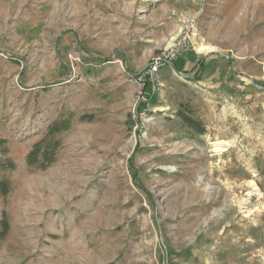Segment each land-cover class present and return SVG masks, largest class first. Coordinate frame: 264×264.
Instances as JSON below:
<instances>
[{"label":"rangeland","instance_id":"rangeland-1","mask_svg":"<svg viewBox=\"0 0 264 264\" xmlns=\"http://www.w3.org/2000/svg\"><path fill=\"white\" fill-rule=\"evenodd\" d=\"M183 19L191 62L142 91ZM6 161L0 264H264V0H0Z\"/></svg>","mask_w":264,"mask_h":264},{"label":"trees","instance_id":"trees-1","mask_svg":"<svg viewBox=\"0 0 264 264\" xmlns=\"http://www.w3.org/2000/svg\"><path fill=\"white\" fill-rule=\"evenodd\" d=\"M148 81L142 84V91L148 87ZM177 115L184 121L185 125L194 129L199 134L202 133L199 124L194 120L187 117L183 111L179 110ZM68 119L54 120L47 128L46 134L42 140L33 145L32 149L26 156V166L28 169L43 170L50 165L55 156V152L59 147V140L54 138L55 134H58L68 128ZM14 169V165L11 161L1 162L0 171H11ZM10 192V183L5 176L0 177V197L5 201ZM9 232V222L5 213L0 218V242L5 239Z\"/></svg>","mask_w":264,"mask_h":264},{"label":"built area","instance_id":"built-area-1","mask_svg":"<svg viewBox=\"0 0 264 264\" xmlns=\"http://www.w3.org/2000/svg\"><path fill=\"white\" fill-rule=\"evenodd\" d=\"M196 36V21L194 19H185L173 43L167 49L152 57L151 61L141 72L136 74V80L140 81L141 79H145L148 82L151 81L160 70L168 65L174 64L183 55L184 51L193 50L192 44Z\"/></svg>","mask_w":264,"mask_h":264},{"label":"crops","instance_id":"crops-1","mask_svg":"<svg viewBox=\"0 0 264 264\" xmlns=\"http://www.w3.org/2000/svg\"><path fill=\"white\" fill-rule=\"evenodd\" d=\"M181 18H183V16L181 15L180 16V19ZM185 19H183V21H184ZM182 21V22H183ZM180 27H182V25L180 26ZM203 48H205V49H209V50H206V51H204V52H207V51H212V48L211 47H206V46H202ZM201 47V48H202ZM191 62V60H190V55H188V53H186L185 55L183 54L180 58H178L175 62H174V64H176V66L178 67L179 65H181L182 66V69H184L186 66H188L187 64H189Z\"/></svg>","mask_w":264,"mask_h":264},{"label":"bare ground","instance_id":"bare-ground-1","mask_svg":"<svg viewBox=\"0 0 264 264\" xmlns=\"http://www.w3.org/2000/svg\"><path fill=\"white\" fill-rule=\"evenodd\" d=\"M206 50H207V49H205V48L202 47V48H199L197 51H198V52H204V51H206Z\"/></svg>","mask_w":264,"mask_h":264}]
</instances>
